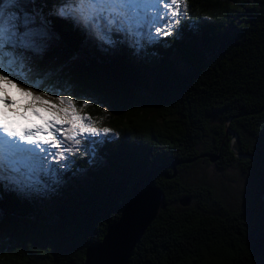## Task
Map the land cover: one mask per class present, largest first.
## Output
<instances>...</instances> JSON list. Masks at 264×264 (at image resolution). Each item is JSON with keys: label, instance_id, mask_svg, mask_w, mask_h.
I'll return each instance as SVG.
<instances>
[{"label": "trees", "instance_id": "trees-1", "mask_svg": "<svg viewBox=\"0 0 264 264\" xmlns=\"http://www.w3.org/2000/svg\"><path fill=\"white\" fill-rule=\"evenodd\" d=\"M180 21L167 43L104 55L70 21L52 20L59 40L44 59L65 67L46 86L78 108L96 98L82 112L112 132L64 145L74 163L50 192L54 211L0 191V264H83L147 181L162 205L126 264H264V0H187ZM89 139L104 141L91 164ZM205 165L243 175L234 207L199 174Z\"/></svg>", "mask_w": 264, "mask_h": 264}, {"label": "snow or ice", "instance_id": "snow-or-ice-1", "mask_svg": "<svg viewBox=\"0 0 264 264\" xmlns=\"http://www.w3.org/2000/svg\"><path fill=\"white\" fill-rule=\"evenodd\" d=\"M186 10L187 0H51V5L49 0H0V104L4 106L0 108V191L30 197L57 190L74 163L69 155L75 153L63 146L65 141L80 145L81 137L112 132L82 114L88 99L78 108L73 95L52 97L51 88L34 90L65 67L44 59L52 42L59 40L52 20L70 21L102 51L125 45L140 54L148 46L167 43L163 37L178 33V17ZM12 89L24 103L9 95ZM41 108L48 117H41ZM29 110L43 123L20 124L13 119H27ZM103 142L89 139L91 147L83 148L90 157L88 163L95 161L96 146Z\"/></svg>", "mask_w": 264, "mask_h": 264}, {"label": "water", "instance_id": "water-1", "mask_svg": "<svg viewBox=\"0 0 264 264\" xmlns=\"http://www.w3.org/2000/svg\"><path fill=\"white\" fill-rule=\"evenodd\" d=\"M236 154L240 155L238 152ZM218 158L219 155L215 154L210 156V161ZM162 198L161 190L152 181L145 182L125 202L118 218L107 227L101 240L87 246L83 264H126L144 231L157 216ZM189 201L188 197H184L179 203L187 205Z\"/></svg>", "mask_w": 264, "mask_h": 264}, {"label": "rangeland", "instance_id": "rangeland-1", "mask_svg": "<svg viewBox=\"0 0 264 264\" xmlns=\"http://www.w3.org/2000/svg\"><path fill=\"white\" fill-rule=\"evenodd\" d=\"M180 7L183 11L184 5H181ZM181 17L182 16H180L178 18L180 19ZM157 26H163V25H157ZM177 27H178V25H177ZM94 49H96L97 51H99V53H102L104 55L108 52V51L105 52V51L100 50V48L97 45L94 47ZM109 52H110L109 55H111L112 50H109ZM183 64L184 63L177 60L178 67L183 66ZM23 86L28 87L29 85L25 84ZM49 88L53 89V91L49 92V96L54 97L57 93L68 95V93H67L68 91H66V89L52 88V87L46 86V84H44L43 87L35 88L34 90L39 91V92H43ZM10 91H12V90H10ZM9 95H11V94H9ZM14 96H19V94L14 93ZM88 100L95 101V102L98 101L96 98H91V97ZM19 102L21 103V100H19ZM38 110L41 112V114H43L47 117L49 116V113L46 112L44 109L41 108ZM28 114L33 115L31 113V111H29ZM82 114H85V113L82 112ZM91 119L93 122H95L97 127H100V128L108 127L109 128V126L105 122L106 121L105 118L99 117V119H96V118L91 117ZM108 134H111V132ZM104 136L105 135L102 134L98 137H104ZM111 137H113V135H111ZM101 162L103 163V161H101ZM204 167H205V169H203L202 172L199 174L203 175L208 181H210L213 184L215 189L222 196L223 202L226 206H228L230 208L234 207L236 204L237 198L240 194L241 188L244 184L245 179H244L243 175L239 172V170L235 166H229L224 170L219 169L213 165H211V166L205 165ZM39 197L43 200L42 203H43V205H45V207H47L48 211H54L55 205H56L55 199H52V196L50 193H48L46 195L39 196Z\"/></svg>", "mask_w": 264, "mask_h": 264}]
</instances>
